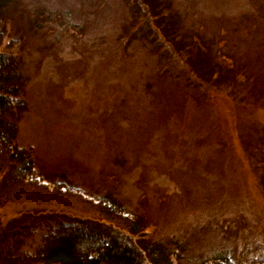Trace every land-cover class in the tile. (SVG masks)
Listing matches in <instances>:
<instances>
[{
    "label": "rangeland",
    "instance_id": "374dc122",
    "mask_svg": "<svg viewBox=\"0 0 264 264\" xmlns=\"http://www.w3.org/2000/svg\"><path fill=\"white\" fill-rule=\"evenodd\" d=\"M1 13L27 104L16 141L42 182L109 191L173 264H264V0H10ZM56 203L0 208V233L31 225V252L81 218Z\"/></svg>",
    "mask_w": 264,
    "mask_h": 264
},
{
    "label": "trees",
    "instance_id": "16d2710c",
    "mask_svg": "<svg viewBox=\"0 0 264 264\" xmlns=\"http://www.w3.org/2000/svg\"><path fill=\"white\" fill-rule=\"evenodd\" d=\"M8 1L0 0V15ZM11 39L0 24V208L29 203L54 205L56 201V206L76 210L82 216L50 228L31 252L23 250L35 235L31 225L0 233V264H142L145 260L149 264H173L178 252L164 242L144 238L139 217L109 191L87 198L68 181L51 186L42 182L31 148L20 147L16 141L27 104L14 54L16 40ZM259 173L264 191V166ZM232 257L220 254L212 257L211 264H235ZM262 262L260 259L257 264Z\"/></svg>",
    "mask_w": 264,
    "mask_h": 264
}]
</instances>
